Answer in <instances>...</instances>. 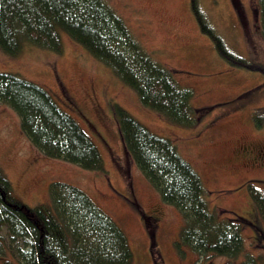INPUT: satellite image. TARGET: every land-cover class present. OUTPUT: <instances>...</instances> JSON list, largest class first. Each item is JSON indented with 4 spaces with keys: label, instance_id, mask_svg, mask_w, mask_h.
<instances>
[{
    "label": "rangeland",
    "instance_id": "374dc122",
    "mask_svg": "<svg viewBox=\"0 0 264 264\" xmlns=\"http://www.w3.org/2000/svg\"><path fill=\"white\" fill-rule=\"evenodd\" d=\"M104 1L144 51L192 91V107L206 112L193 128L168 123L143 108L133 91L63 32L61 55L32 46L15 58L0 52V73L17 74L46 89L90 136L105 169L87 172L42 156L22 134L17 115L0 105V169L13 195L36 207L49 202L54 182L79 188L126 235L132 264L226 263L223 257L198 258L188 248L176 247L182 217L161 202L126 155L113 117L117 104L175 144L201 177L211 211H228L251 222L243 232L246 253L264 261V225L248 192L253 185L264 195V128L254 122V113L264 108L259 0H197L207 25L244 63L218 53L192 11L193 0ZM0 264L17 263L8 258Z\"/></svg>",
    "mask_w": 264,
    "mask_h": 264
},
{
    "label": "trees",
    "instance_id": "16d2710c",
    "mask_svg": "<svg viewBox=\"0 0 264 264\" xmlns=\"http://www.w3.org/2000/svg\"><path fill=\"white\" fill-rule=\"evenodd\" d=\"M259 7L258 29L264 39V0H259ZM192 11L223 58L245 62L228 51L207 25L197 0L192 1ZM61 32L133 91L143 108L168 123L193 128L206 112L192 107V91L182 88L173 71L144 51L104 0H0L4 55L15 58L26 46L61 55ZM0 105L17 115L22 134L42 156L105 173L98 147L43 87L17 74L0 73ZM113 117L126 155L161 202L182 217L179 250L188 248L198 258L223 257L224 264H264L262 258L246 253L243 232L251 222L209 209L201 177L171 140L153 134L117 104ZM254 122L264 128V108L254 113ZM248 192L264 225V195L253 185H248ZM8 258L17 264L133 261L126 235L82 190L54 182L47 204L28 207L15 198L0 169V259Z\"/></svg>",
    "mask_w": 264,
    "mask_h": 264
}]
</instances>
